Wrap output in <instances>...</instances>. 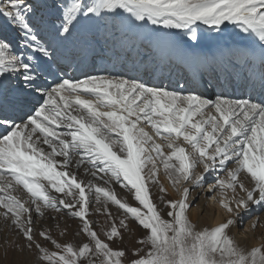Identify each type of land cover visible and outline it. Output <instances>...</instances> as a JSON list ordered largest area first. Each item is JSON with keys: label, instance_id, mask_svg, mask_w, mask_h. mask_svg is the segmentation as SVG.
<instances>
[{"label": "snow or ice", "instance_id": "1", "mask_svg": "<svg viewBox=\"0 0 264 264\" xmlns=\"http://www.w3.org/2000/svg\"><path fill=\"white\" fill-rule=\"evenodd\" d=\"M261 213L264 0H0L7 264H264Z\"/></svg>", "mask_w": 264, "mask_h": 264}, {"label": "bare ground", "instance_id": "2", "mask_svg": "<svg viewBox=\"0 0 264 264\" xmlns=\"http://www.w3.org/2000/svg\"><path fill=\"white\" fill-rule=\"evenodd\" d=\"M108 66H110V65H108ZM196 70L197 69H195V67H193V71H196ZM200 200L201 201L198 202L197 211H195L192 215H190L191 219L194 223H197V224L202 225V226H215L216 224L220 223L224 219V213L222 212V210L217 205H215L213 202H210L209 200H207L206 195H201ZM216 209L218 210L217 214L215 211ZM262 218H264V217H262ZM248 220H250V219H248ZM250 225H251V220L246 224V228L248 229V231L243 233L246 236L243 237V239L241 237L238 240H241V241L247 240L252 245H259L261 239L259 238L258 234L260 232H261V234L264 233V228L258 229L254 233V236L256 237L254 239ZM235 231H236V227L233 229V232H235Z\"/></svg>", "mask_w": 264, "mask_h": 264}, {"label": "rangeland", "instance_id": "3", "mask_svg": "<svg viewBox=\"0 0 264 264\" xmlns=\"http://www.w3.org/2000/svg\"><path fill=\"white\" fill-rule=\"evenodd\" d=\"M146 130L149 131V132L152 131L150 128H147ZM159 179H160V182L163 183L164 186L168 189V192H169V194H170L169 198H178V194L172 189V187H171V183H170V181L167 179V177L165 176L163 169H161V171H160ZM198 191H199V190H198ZM194 194H195V193H194ZM200 197H201V196H200ZM206 197H207V195H206ZM207 200H208V198H207ZM199 201H201L200 198L196 201L197 206L193 207V208L190 210V215H192L195 211H197V209H198L197 207H198V202H199ZM215 211H216V214H217L218 210L216 209ZM221 213H222V212H221ZM222 214H223V213H222ZM224 215H225V214H224ZM260 215H261L262 217H264V213H261ZM94 218L100 220L102 223H103V221L105 220V217L102 216V215H97V216H95ZM250 220H251V219H250ZM250 220H246V222H245V224H244L243 226H240L239 224L236 226V231L233 232V233H234V235L237 237V239H240L241 237H242V239H243V237L246 236V235L243 234V233L245 232V229H247V228H246V224H247ZM69 223L72 225L71 233H74V232L76 231V224H77V221L72 220V221H69ZM133 227H135V225H133ZM137 231H139V230H137ZM71 233L67 236V239H68V240H74V239H76ZM258 235H259V238H260V239L264 238V236H262L261 232H260ZM245 239H246V238H245ZM245 239H244V240H245ZM3 240H4V234H3V233H0V264H7V262L3 260V255H2V253H3ZM62 242H63V241H62Z\"/></svg>", "mask_w": 264, "mask_h": 264}]
</instances>
